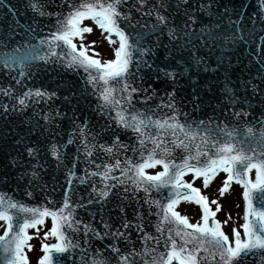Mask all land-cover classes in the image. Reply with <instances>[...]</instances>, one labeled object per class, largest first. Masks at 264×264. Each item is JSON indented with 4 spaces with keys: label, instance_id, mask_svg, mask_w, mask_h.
Wrapping results in <instances>:
<instances>
[{
    "label": "water",
    "instance_id": "obj_1",
    "mask_svg": "<svg viewBox=\"0 0 264 264\" xmlns=\"http://www.w3.org/2000/svg\"><path fill=\"white\" fill-rule=\"evenodd\" d=\"M39 2L40 0H0V195L11 197L28 208H59L66 195L69 208L80 205L73 213L75 220L82 221L80 231H65L73 240L78 239L81 247L65 253H53L58 264H85L86 261L91 264L89 257L97 249L100 250L101 257L108 259V264H118V256L110 247L113 244L121 254L131 253L133 249L141 252L145 244L149 248H156L157 253L128 257L134 264H145L146 261L152 264L153 256L165 251V238L169 235V229L177 242L181 243L175 232L177 227L183 228V225L165 222L161 238V232L156 227L160 217L156 213L160 211L162 216V210H158L155 204L149 206L145 203L146 196L152 200H160L162 204L167 203L170 186L159 191L153 189L146 194L143 189L135 190L129 181L128 184L113 187L109 196L100 201L98 193L92 188L93 184L97 189L104 188L100 176H92L84 183L77 179L86 170L96 171L97 164H115L119 159L121 167H124L126 159L133 163L143 162L140 144L131 130L117 126L114 120L109 121L107 115L101 114L97 108L98 97L87 83V74L83 68L66 67L64 57L59 55L61 51L67 52L62 42H58L59 46L54 49L56 55L49 52L47 43L41 44L42 39L50 38V34L56 31V22L60 18L56 14H67L70 3H79L80 0H46V12L54 15L43 16L30 7V4ZM157 3L158 0H147L148 5ZM164 3L165 7L159 11L168 17L169 28L178 29L176 39L169 37L167 28L163 32L153 31L150 26L155 22V16H142L135 8L131 9L132 24L119 20L120 26L129 35L130 43L136 44L137 48L151 49L142 58L139 51L132 49L127 80L130 86L141 89L132 93V104L136 109L149 112L153 120H163L173 115L172 110L165 105L172 102L166 93L174 90L176 120L181 124L192 125V131L198 133L194 141H185L183 134L174 137L171 130L164 134V129H157L153 125L148 130L149 134L156 136L160 132V149L169 148L168 154L157 149V158L166 155L174 164H180L185 156H195L197 151L209 150L215 153L216 148L212 147V143H222L227 139L226 132L231 130H234L231 142L235 149H242L250 156L261 157L264 155V143L254 137H259L264 129V12L260 11L264 0H164ZM121 10L127 9L122 7ZM189 16L194 17V21ZM85 20L92 21L91 18L82 21ZM185 22L187 28L184 26ZM30 28L33 30L29 31ZM137 33L143 35L138 37ZM75 38L77 37H73V40ZM9 41L8 46L3 47ZM28 44L35 46L36 55L47 54L48 62L33 59L31 51L17 53L23 57L24 63V75L20 76V62L5 67L2 63L3 54H11L13 48ZM199 58H202L199 65L193 63L194 59ZM144 61L150 67L144 66ZM160 69L187 70L179 77L169 78ZM226 82L230 88H234L238 97L235 104H229L225 99L223 89ZM110 83L115 84V81ZM245 83L247 88L244 87ZM253 85L261 91L253 92ZM122 86L123 82L119 87ZM36 89L47 93L55 92L56 95L37 97L34 95ZM26 92H32L33 95L25 97ZM146 93L151 95L145 99ZM19 98H24L23 105L19 103ZM110 114L114 117L116 112L112 111ZM46 115L49 120L45 119ZM78 126L86 130V141L95 144L90 157L86 158L83 151ZM248 128L253 129L252 134L247 133ZM220 129H225V132H220ZM97 133L99 135L94 140L93 136ZM116 136L127 147L113 148L112 153L104 152L100 145H112ZM203 136L208 137L207 144L201 141ZM176 139L185 141L188 147L177 146L173 143ZM69 140L72 142L69 143ZM52 144L63 146L59 149L62 154L59 160L51 154ZM26 147L36 149L35 154L29 156ZM133 148L136 150L133 151ZM152 148L151 141L146 140L144 155ZM200 159L203 161L205 157L202 155ZM189 163L196 164L197 161L189 160ZM156 168H159L158 172L163 171L162 165H156L146 168L145 172ZM69 170L74 174L71 184L67 182ZM103 170L101 167L100 171ZM33 171L37 174L35 177L32 176ZM110 175L119 178L120 168L114 169ZM189 175L194 174L186 171L182 179ZM249 179L255 180L254 169L249 173ZM107 183L116 184V181L109 179ZM231 183L243 189L235 180ZM260 195L259 190L252 192L254 207L260 206ZM182 202L197 205L194 201L180 200L174 208L180 203L184 204ZM118 205L125 208L123 214ZM199 208L201 220L202 211L200 213ZM137 210L142 217L143 231H138L135 226L121 228L127 239L103 235L105 232L116 231L123 218L135 225L138 222L135 214ZM9 212L14 214V219L18 216L20 222L25 216L31 215L16 209H9ZM47 219L51 221V217H45ZM0 222L5 225L4 221ZM83 223H90L101 233L100 236H93L89 232L90 247L84 245ZM105 223L111 227L106 229ZM200 224H203L202 220ZM144 232L159 238V243L155 239L144 241ZM186 246L192 248L194 242H189ZM81 248H87V254L83 257ZM197 255L206 257L203 249ZM4 256L0 246V264H5ZM217 261L219 256L212 258L210 249L201 264H216ZM172 264L177 262L174 260ZM235 264H264V250L255 249L246 257L237 258Z\"/></svg>",
    "mask_w": 264,
    "mask_h": 264
},
{
    "label": "snow or ice",
    "instance_id": "obj_2",
    "mask_svg": "<svg viewBox=\"0 0 264 264\" xmlns=\"http://www.w3.org/2000/svg\"><path fill=\"white\" fill-rule=\"evenodd\" d=\"M46 0H40L39 3H32L30 7L33 11L38 12L40 15H54V13L46 12L45 10ZM139 5V7H137ZM122 7L127 10L122 11ZM164 0H158L157 4L148 5L147 0H80L79 3H70V11L67 14H56L58 15L56 22V31L50 34V38L41 40V44L47 43L49 52L52 55H56L55 48L59 46L58 42H62L67 52H60V56L65 59V66L68 68H83L87 74V83L93 88V94L97 95L98 103L97 108L101 114L107 115L109 121H115L117 126L131 130L137 137V141L140 144L141 156L143 162L133 163L131 160L126 159L124 167H121V161L116 160L115 164H97L96 171L86 170L83 176L77 177L81 183L86 182L92 176H100L104 188L97 189L95 184L92 188L94 192L99 195L100 201H104L109 196L111 189L119 184H128L134 186L135 190L143 189L147 194L153 189L159 191L162 188L169 187L168 196L166 197L167 203H161L160 200H152L145 198V203L151 206L155 204L158 210H162L163 215H160V211L156 214L160 217L157 224V231L161 232V238H163V225L165 222L173 223L176 225H183V228L177 227L175 236L180 237L181 243L173 237L171 229H169V235L165 238V251L158 252V255H154L152 264H172L175 260L177 264H201V261L207 258V254L211 249V257L214 258L216 255L219 256V261L216 264H235L237 258L246 257L250 252L255 249L264 250V155L261 157L250 156L242 149H235L233 140L234 130L227 131V139L221 142H213L212 147L216 148V152L212 153L209 150L203 152L197 151L195 156H185L180 164H174L172 160L167 159L166 155H161L157 158V149H160L161 140L158 137L161 136L160 132H157L156 136H151L148 130L155 125L157 129H164V134H167L168 130L172 131V135L178 136L183 134L185 141H194L198 135L197 132L192 131V125L181 124L176 120V108L174 104V90L173 92L166 93L171 103L165 106L172 110V117H165L163 120H153L152 115L149 112H144L136 109L135 105L132 104L134 99L132 93H137L141 89L130 86L127 75L129 64L132 59V49H136L140 52L141 58L146 52L151 49L137 48L136 44L129 42V35L126 34L124 28L119 24V20L123 19L132 24L131 9L135 8L137 12H140L142 16H155V22L151 24L153 31L160 30L163 32L165 28L168 29V35L171 39H176L178 34L177 28H169L170 21L168 17L162 15L159 11L160 8H164ZM261 12H264V5H261ZM85 18H91L92 21L103 31L108 33L105 38L109 44H115L116 41L111 38L114 33L118 38V47L113 49V59L101 60L97 58L99 53L94 55L88 54L89 45L81 43L79 47L73 42V37H81L82 33H89L92 31L87 26H81V21ZM190 20L194 21V17L189 16ZM139 23V21H136ZM142 27L145 25H141ZM185 28L188 27L185 22ZM33 29H29L32 31ZM187 34V33H185ZM143 33H137V36H142ZM182 39V37H181ZM9 42L3 44V47H7ZM93 44L95 41L92 42ZM26 51L33 52V59H43L46 63L48 62V55L38 56L36 55V49L33 45H26L25 47L13 48L11 54L5 52L3 54V61L5 67H10L11 64L20 62L21 70L20 76L24 75V63L23 57L18 56L17 53H23ZM202 62V58L194 59L193 63L199 65ZM179 65V61L177 62ZM144 66L150 67L147 61L143 62ZM139 67V64L137 65ZM191 67V65H189ZM187 69H181L180 71L172 70L168 71L160 69L164 72L165 76L179 77L183 75ZM207 70V69H206ZM115 81V84L110 83ZM227 81V78H226ZM123 82V86L119 85ZM247 88V84L244 85ZM253 92H260L256 85L252 86ZM225 99L229 101V104H235L238 100L234 88L228 86V82L225 83L224 89ZM146 92V90H145ZM7 95V91H5ZM33 95L32 92L24 93L25 97ZM35 96L37 97H48L55 96L56 93H47L36 89ZM150 93H146L150 96ZM65 99H68L65 97ZM19 103L23 105L25 103L24 98H19ZM116 112L113 117L110 113ZM58 115L60 113H57ZM46 120H49V116H45ZM80 127L81 132V144L83 151L86 154V158L93 155L92 149L95 144H91L86 141L85 132L86 130ZM199 127V126H197ZM248 134L253 133L252 128H248ZM220 132H225V129H220ZM98 133L93 136L95 140L98 137ZM259 142L264 143V129L261 130L259 137H254ZM150 140L153 144V148L148 150L147 155H144L145 141ZM185 141L176 139L173 141L177 146L188 147ZM201 141L204 144L208 143V137H201ZM72 141L69 140V143ZM243 143V141H241ZM63 146L52 144L50 146L51 154L56 157L57 160L61 158L59 151ZM120 140L119 136L113 139L112 145L101 144L100 148L106 153H112L113 148H126ZM199 148L200 145H197ZM25 150L29 156H33L36 149L32 147H26ZM136 149L133 148V151ZM162 153L168 154L169 148L164 147L160 149ZM78 152L80 149L78 148ZM204 156L205 159L201 161L200 157ZM189 160H196V164H190ZM156 165H162L163 171L157 172L155 175H149L145 172L146 168L155 167ZM103 167V171H100ZM120 168V177L110 175L114 169ZM255 170V180L249 179V173ZM222 170L227 174L226 178L222 182V186L219 188L220 196H223L229 188L231 181L235 180L236 183L243 187V199L245 202L244 208V223L241 225L244 232V239H241L240 232L236 229H232V240L230 241L229 236L222 230L221 222L216 220L214 217L216 212L212 211L209 207V201L207 197L201 195L200 190L193 187L191 183L185 182L182 177L185 172H192L194 179L196 177H203V185L205 188L209 186L210 181L216 175L218 171ZM37 174L33 171L32 176L35 177ZM73 173L69 170L68 183H72ZM109 179L115 180L116 184H108ZM129 189H125L127 191ZM259 190L261 195L258 198L260 200V206H253L252 192ZM30 195V193H29ZM180 200L194 201L200 206L202 211L201 219L203 224L189 223L185 216H182L179 212L174 210V207ZM92 202L91 200L89 201ZM211 204L216 205V211L220 210V205L216 200H212ZM80 205H72L69 208V200L67 195L65 196L64 203L59 208H47V207H33L28 208L22 203L15 202L13 198L6 197V195H0V220L5 222L4 234L0 236V246L5 253L4 262L5 264H29L28 257L25 254L24 249L27 247L29 250L32 249V245L28 243L32 237L28 234L29 228H37L38 225H43L45 217H51V228L44 233V237L47 238L49 235L55 237L56 243L41 244V251L43 255L38 258L37 264H58V259L53 256V253H65L76 248H80L81 245L79 240H73L72 237L66 234L65 229H71L75 232L80 231V225L82 221L75 220L73 213L76 207ZM120 213L125 212L123 206H119ZM9 209H16L21 213H30V216H25L23 221L20 222L17 216L14 219V214L9 212ZM136 217L138 222L133 225L131 221L126 218L122 219L121 225L114 232H105L103 235H112L114 238L123 237L124 232L122 229H128L129 227L135 226L138 231H143L142 217L140 212L136 211ZM209 217H213L211 225H209ZM227 223V220L224 221ZM106 229L111 226L107 223L104 224ZM191 229V231H188ZM84 231V245L90 247L89 232L93 236H100L101 233L97 232L96 229L90 223H83ZM188 238H191L190 240ZM144 241L156 240L159 243V238L152 237L149 233L144 232L142 237ZM189 242H194L192 248H188L186 245ZM111 250L118 256V264H134L133 261H129V256L145 255L149 252L157 253L156 248H149L145 244L144 249L141 252H137L135 249L131 253L121 254L120 250L115 246L111 245ZM204 250L206 257H198V253ZM87 254V248H81L82 257ZM91 264H108V259L100 256V250L97 249L92 254ZM87 264V261L85 262ZM148 264V261L145 262Z\"/></svg>",
    "mask_w": 264,
    "mask_h": 264
},
{
    "label": "rangeland",
    "instance_id": "obj_3",
    "mask_svg": "<svg viewBox=\"0 0 264 264\" xmlns=\"http://www.w3.org/2000/svg\"><path fill=\"white\" fill-rule=\"evenodd\" d=\"M81 26H87L91 28L92 31L89 33H82L83 39L81 40V37L76 38L74 40L75 44H77L78 47L81 43L89 45L88 54L94 55V53H99L97 58L102 61L113 59V49L118 47L117 42L115 44H109L108 40L105 38L108 35L90 21H83ZM93 41H95L94 44L92 43ZM224 179L225 175L223 173H217V175L212 178L207 188L203 185V179H194L192 176H189L185 178V182L191 183L193 187L200 190L201 195L207 197L210 209L216 212L214 218L221 222L222 230L229 236L231 241L233 228H236L240 232L241 237L243 235V228L241 227L243 224V198L241 188L233 184L223 196H220L219 188L222 186ZM212 200H216L220 205L219 211H216L215 204H211ZM176 211L182 216H185L190 224L200 223L198 207L190 203H184L178 205ZM226 220L227 223H224ZM2 226L0 227V233L3 231L4 226ZM50 228L51 223L47 220L37 229L29 231L28 234L32 237L29 244L32 245V249H25L29 264H37L38 258L41 256L40 249L42 243H52L53 239H51L50 235L47 238L44 237V233Z\"/></svg>",
    "mask_w": 264,
    "mask_h": 264
},
{
    "label": "bare ground",
    "instance_id": "obj_4",
    "mask_svg": "<svg viewBox=\"0 0 264 264\" xmlns=\"http://www.w3.org/2000/svg\"><path fill=\"white\" fill-rule=\"evenodd\" d=\"M113 40H115L116 41V39L115 38H113V37H111ZM210 223V225H211V222H209Z\"/></svg>",
    "mask_w": 264,
    "mask_h": 264
}]
</instances>
